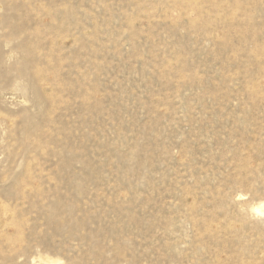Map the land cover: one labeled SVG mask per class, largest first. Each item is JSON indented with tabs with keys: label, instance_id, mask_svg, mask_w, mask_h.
<instances>
[{
	"label": "rangeland",
	"instance_id": "1",
	"mask_svg": "<svg viewBox=\"0 0 264 264\" xmlns=\"http://www.w3.org/2000/svg\"><path fill=\"white\" fill-rule=\"evenodd\" d=\"M264 0H0V264H264Z\"/></svg>",
	"mask_w": 264,
	"mask_h": 264
},
{
	"label": "bare ground",
	"instance_id": "2",
	"mask_svg": "<svg viewBox=\"0 0 264 264\" xmlns=\"http://www.w3.org/2000/svg\"><path fill=\"white\" fill-rule=\"evenodd\" d=\"M258 211L264 215V203L261 207H259Z\"/></svg>",
	"mask_w": 264,
	"mask_h": 264
}]
</instances>
